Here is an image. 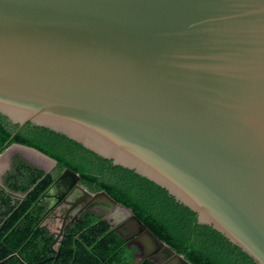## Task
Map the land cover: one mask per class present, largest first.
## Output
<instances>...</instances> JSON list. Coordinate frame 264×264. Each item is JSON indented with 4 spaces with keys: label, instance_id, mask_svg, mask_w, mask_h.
Returning a JSON list of instances; mask_svg holds the SVG:
<instances>
[{
    "label": "water",
    "instance_id": "1",
    "mask_svg": "<svg viewBox=\"0 0 264 264\" xmlns=\"http://www.w3.org/2000/svg\"><path fill=\"white\" fill-rule=\"evenodd\" d=\"M0 114L134 171L264 264V0H0ZM8 143L0 161L57 165ZM79 181L65 168L38 201L67 190L59 236L103 205L140 261L191 264Z\"/></svg>",
    "mask_w": 264,
    "mask_h": 264
},
{
    "label": "trees",
    "instance_id": "2",
    "mask_svg": "<svg viewBox=\"0 0 264 264\" xmlns=\"http://www.w3.org/2000/svg\"><path fill=\"white\" fill-rule=\"evenodd\" d=\"M16 129L17 125L0 114V150L8 142L7 146H27L54 159L57 165L45 174L19 155L11 157L0 184V263L13 264L17 259L37 262L38 239L44 233L39 225L45 211V204L38 201L67 168L79 175L80 185L89 192L104 191L130 209L156 237L184 254L191 264H256L220 233L198 225L196 214L165 189L134 171L114 166L110 160L48 128L27 123L17 132ZM82 216L84 220L67 231L59 247L63 259L70 257V264H155L149 259L134 263L135 248L128 249L98 215ZM74 232H81L82 238L68 236ZM68 249L73 250L70 255Z\"/></svg>",
    "mask_w": 264,
    "mask_h": 264
},
{
    "label": "flooded vegetation",
    "instance_id": "3",
    "mask_svg": "<svg viewBox=\"0 0 264 264\" xmlns=\"http://www.w3.org/2000/svg\"><path fill=\"white\" fill-rule=\"evenodd\" d=\"M55 167L50 169V172L54 170ZM60 175V174H59ZM80 185V181L78 183ZM67 189V187L65 188ZM67 190H60L58 194L52 199H47L45 203V211L43 214V219L40 223L41 228H39L41 231H44L40 233L39 239H38V248L37 251V262L35 263H29L25 262L24 260L17 259V262L13 264H70L67 257L63 259L64 257L61 256L59 247L62 245L64 238L66 237L67 231H69L73 226H75L76 223L82 222L84 220L83 214L79 215L78 220L70 223L68 221L65 225V227L62 230L61 236H59L61 224L62 221L59 218V211L57 212L58 208L63 205L62 199L64 198V194ZM62 198V199H61ZM61 199V201H60ZM104 211V206L100 205L97 206L93 212H87L89 214H95L99 216V219L101 221H104L109 226V230L113 231L115 234L119 236V238L124 242L125 246L128 249L135 248L137 252L134 253V263H138L139 260V250L136 246V240L138 235H135L133 231L127 233L126 230H120L121 225H123L127 220L129 219L128 216L122 217L119 214L116 215H109L106 214L105 216L100 214V212ZM106 211V209H105ZM113 211V209H112ZM119 229V234L117 233ZM123 231V232H122ZM72 233V232H70ZM73 235L75 239L82 238L81 232H74L73 234H69L68 236ZM125 237L126 239L122 238L121 236ZM57 239V240H56ZM31 240V239H30ZM28 240V243L30 242ZM49 244V248L45 249L44 247ZM71 250V249H70ZM70 250L68 249V255H70ZM73 251V250H71ZM76 253L79 252V250H75ZM81 252H84V249L81 250ZM71 261V260H70ZM142 261V260H141ZM2 264V263H0ZM6 264V263H4ZM12 264V263H9Z\"/></svg>",
    "mask_w": 264,
    "mask_h": 264
},
{
    "label": "rangeland",
    "instance_id": "4",
    "mask_svg": "<svg viewBox=\"0 0 264 264\" xmlns=\"http://www.w3.org/2000/svg\"><path fill=\"white\" fill-rule=\"evenodd\" d=\"M16 155V153L12 152L10 154H7L4 156L3 160L1 161V167H0V182H1V176L9 169L10 167V161L11 157Z\"/></svg>",
    "mask_w": 264,
    "mask_h": 264
},
{
    "label": "bare ground",
    "instance_id": "5",
    "mask_svg": "<svg viewBox=\"0 0 264 264\" xmlns=\"http://www.w3.org/2000/svg\"><path fill=\"white\" fill-rule=\"evenodd\" d=\"M30 157H31L32 159H34L35 161L39 162L40 164H43V162H42L41 160H39L37 157H34V156H32V155H30ZM0 167H1V161H0Z\"/></svg>",
    "mask_w": 264,
    "mask_h": 264
}]
</instances>
